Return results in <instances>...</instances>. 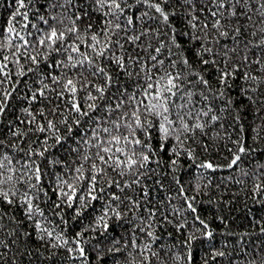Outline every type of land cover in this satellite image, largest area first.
<instances>
[{"label": "snow or ice", "instance_id": "6c2138e0", "mask_svg": "<svg viewBox=\"0 0 264 264\" xmlns=\"http://www.w3.org/2000/svg\"><path fill=\"white\" fill-rule=\"evenodd\" d=\"M14 6L0 24V264H25L39 252L34 240L80 264H216L229 255L198 198L213 187L209 174L226 169L236 175L222 182L264 206L253 147L264 141V0ZM221 146L228 155L218 161ZM65 209L73 221L94 214L69 237ZM215 219L225 240L234 235ZM250 224L264 234V219ZM239 253L241 264H264V244Z\"/></svg>", "mask_w": 264, "mask_h": 264}, {"label": "trees", "instance_id": "16d2710c", "mask_svg": "<svg viewBox=\"0 0 264 264\" xmlns=\"http://www.w3.org/2000/svg\"><path fill=\"white\" fill-rule=\"evenodd\" d=\"M43 3V0H40ZM15 10L14 0H0V24H3L7 21L9 15L12 11ZM23 86L21 85V88ZM19 105H17L18 110ZM12 111V109H9ZM249 119H251L249 117ZM6 124L7 120L2 121ZM229 147H232L229 144ZM254 148L258 150L260 162H264V141H258L253 145ZM228 155L227 150L221 146L219 155L216 152H213V156L216 157L218 161L222 159L223 156ZM256 161H252L250 164L246 161L245 167H252ZM213 180V187L211 190H206L209 192L207 195H203L198 199L202 200L203 203L199 205L201 209V215L203 218L207 219L213 227L216 228V242L217 247H220L229 255L218 258L216 264H229V256L232 257V264H241V261L237 259L240 256L239 249L243 245H247V251L253 254L254 250L264 244V234L259 233L258 228L251 226L250 221L253 219H264V206L256 203L250 197V193L243 190V185L237 184L234 181H224L222 182L223 177L229 175L235 176L236 173H230L226 169L217 171L214 175L209 174ZM220 184V190H216V185ZM249 187L251 186V181H248ZM191 195V193H189ZM246 196L248 197L246 199ZM261 199H264V194H261ZM212 199L213 201H221L220 203L209 204L208 200ZM230 201L231 203H226ZM250 209V211H248ZM99 210V205H96V211ZM67 215L65 219L68 221L67 225H61L62 228H66L68 236L71 237L74 233L80 230L84 225L89 223V220L92 218L94 212L89 210L81 217H78L75 221L71 219L73 212L65 209ZM46 214L49 215L54 223H59V217L51 216V213L46 211ZM218 216H223L229 224V228L234 234L232 237H229L225 240V237L222 233L223 225L215 219ZM169 231L171 228L168 229ZM123 229L116 227L113 234L122 233ZM247 231L249 236L245 237L242 241V244H236L235 240L238 238L239 233ZM91 235V233H89ZM31 247L33 249L39 248V252L36 253L33 257L25 258V264H80L79 260H73L69 257L68 253L63 248H52L45 243L39 241H33ZM233 248L237 249L235 255H233ZM195 250L199 255H203V252L207 250V246L204 243L197 242L195 244ZM104 264H110V261H104Z\"/></svg>", "mask_w": 264, "mask_h": 264}]
</instances>
